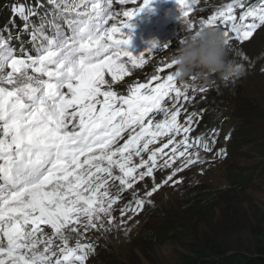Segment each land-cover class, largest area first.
Instances as JSON below:
<instances>
[{"label":"snow or ice","instance_id":"6c2138e0","mask_svg":"<svg viewBox=\"0 0 264 264\" xmlns=\"http://www.w3.org/2000/svg\"><path fill=\"white\" fill-rule=\"evenodd\" d=\"M47 2L51 7L43 15L38 11L43 4L12 7L31 36L35 55L25 51L19 35L20 55L11 32L0 34V264H86L95 243L86 242L85 234L125 223L117 225L113 215L125 192L131 190L132 200L119 208L121 217L138 215L164 184L181 182L173 179L178 173L205 164V154L213 153L217 143L216 129L191 135L201 116L181 103L207 91L196 85L198 77L178 84L170 72L137 83L127 95L113 90L129 74V64L142 67L145 52L152 54L157 47L152 43L136 55L128 49L130 22L152 0L122 13L113 11V0ZM198 3L175 0L179 21L188 31L218 28L226 48L243 57L233 41L242 44L264 27V0H230L197 27L190 14ZM173 66L167 62L157 72ZM244 70L243 64L230 61L224 80ZM182 109L183 122L178 119ZM160 114L164 118L157 120ZM165 137L161 147L150 148ZM225 155L224 149L214 152V158ZM165 169L171 172L157 184L154 173ZM146 177L153 186L140 196L134 186Z\"/></svg>","mask_w":264,"mask_h":264},{"label":"rangeland","instance_id":"374dc122","mask_svg":"<svg viewBox=\"0 0 264 264\" xmlns=\"http://www.w3.org/2000/svg\"><path fill=\"white\" fill-rule=\"evenodd\" d=\"M223 1L227 0H204L198 5L196 8L200 6V10L198 8L197 12L190 15L197 27L199 21L206 19L208 15L205 10L212 6L221 7ZM136 4L137 1L124 5L114 4L113 9L114 12L132 10ZM119 19L122 20L121 17ZM110 24L111 22L109 26ZM171 31L166 37L153 39L133 50L132 53L136 55L152 43L157 45L152 54L145 52L146 63L142 67L133 68L128 65L129 74L115 82L113 90L127 95L130 87L137 83H148L154 75L163 78L173 71L164 69L157 72V69L170 62V54L188 30L182 21H178ZM163 45L168 49H159ZM233 45L240 49L243 57L226 48L224 73L213 74L207 80L198 78L195 81L205 84L212 81L213 76H217L222 85L219 89L227 90L223 93L222 90H214L213 95L204 93L199 95L197 101L192 99L191 103L184 102V108L188 112L202 109L203 120L212 119L213 114L217 115L216 123L229 118L227 127L233 126L228 140L230 154L223 159L205 154V164L178 173L173 179L181 182L173 184L169 181L164 184L150 197L152 203L145 204L138 215L129 212L121 217L119 208L123 207V200H132L131 190L125 192L113 213L117 225H120L121 220L125 223L108 232L92 230L85 234L86 242L95 243V252L90 255L86 264H187L188 257L192 255L189 244L203 245L206 237H210L215 245L222 246L226 251H233L237 247L248 253L256 250L255 245L264 241V238H260L264 227L261 223L264 219V29L257 31L242 44L233 41ZM233 60L243 64L245 70L243 74L229 77L225 81L228 64ZM106 79L111 81L110 76H106ZM186 81L191 82L190 79ZM158 82L162 80L152 81L151 86L154 87ZM166 106L170 107L171 102ZM163 118V114L156 116L157 120ZM126 136L127 134L125 138ZM123 142L120 140V144ZM166 142V137L158 138V142L150 145V148L161 147ZM164 151L168 152L169 149ZM143 155L147 159V153ZM133 159L139 162V157ZM170 172L171 169L156 171L155 182L161 183ZM232 172L249 173V182L234 183ZM152 186V178L146 177L134 187L138 190V195L143 196L144 191L150 190ZM216 190H220L222 194L212 201L213 209H209L208 205L203 207L206 213L201 216L196 210L198 199L207 192L215 194ZM129 216L132 218L129 219ZM252 227L256 228L255 232ZM70 243L74 246L75 239Z\"/></svg>","mask_w":264,"mask_h":264},{"label":"clouds","instance_id":"9594fccd","mask_svg":"<svg viewBox=\"0 0 264 264\" xmlns=\"http://www.w3.org/2000/svg\"><path fill=\"white\" fill-rule=\"evenodd\" d=\"M180 41L170 54L177 81L183 82L193 76L207 80L213 74L224 73L226 46L221 30L205 27L187 31Z\"/></svg>","mask_w":264,"mask_h":264},{"label":"trees","instance_id":"16d2710c","mask_svg":"<svg viewBox=\"0 0 264 264\" xmlns=\"http://www.w3.org/2000/svg\"><path fill=\"white\" fill-rule=\"evenodd\" d=\"M212 81L207 82L212 86L210 92L207 95H213L214 90L221 91L223 93L227 89H219L221 88L220 85V79L217 76H213L211 78ZM195 101L199 100V97H194ZM226 101V100H225ZM202 110V109H201ZM201 110H195L196 112L200 113ZM204 112V111H203ZM203 117H204V113ZM217 115L214 116L212 119L207 120L205 119V125H214L215 124V118ZM229 151H231V147L229 146ZM232 180L236 184H246L250 180L249 173L243 172L242 174H237L235 172H232ZM222 192L220 190H216L215 194L213 192L209 193L207 192L206 195L200 199H198L196 205L197 212L200 213L202 216L206 213V210L203 208L205 205L209 206V209H213L212 201L217 199V196L221 195ZM129 199H125L124 201H128ZM217 206V205H215ZM261 223L264 224V219L261 220ZM254 227H252V230L255 232ZM163 234V233H162ZM179 234V233H178ZM260 238H264V227L263 230L260 233ZM205 242L203 245L199 243H191L189 244L190 253L191 256L188 257L187 264H264V241H262L261 244H256L254 251L250 250V252H243L241 249H238L237 247L233 250V252L227 253L225 249H222L223 247L220 245H215L212 242V239L210 237H206ZM226 251V252H225ZM254 252V253H253Z\"/></svg>","mask_w":264,"mask_h":264},{"label":"water","instance_id":"95a60500","mask_svg":"<svg viewBox=\"0 0 264 264\" xmlns=\"http://www.w3.org/2000/svg\"><path fill=\"white\" fill-rule=\"evenodd\" d=\"M231 251H228L227 253H230Z\"/></svg>","mask_w":264,"mask_h":264},{"label":"bare ground","instance_id":"6f19581e","mask_svg":"<svg viewBox=\"0 0 264 264\" xmlns=\"http://www.w3.org/2000/svg\"><path fill=\"white\" fill-rule=\"evenodd\" d=\"M256 33L253 34V36L255 35Z\"/></svg>","mask_w":264,"mask_h":264}]
</instances>
